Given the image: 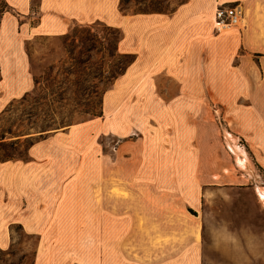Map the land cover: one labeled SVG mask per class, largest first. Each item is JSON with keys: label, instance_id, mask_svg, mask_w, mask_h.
Wrapping results in <instances>:
<instances>
[{"label": "crops", "instance_id": "1", "mask_svg": "<svg viewBox=\"0 0 264 264\" xmlns=\"http://www.w3.org/2000/svg\"><path fill=\"white\" fill-rule=\"evenodd\" d=\"M230 1L0 0V113L34 87V36L99 20L134 54L98 115L0 158V248L17 224L38 237L29 264H199L203 192L238 187L264 207V0H237L242 24L214 30Z\"/></svg>", "mask_w": 264, "mask_h": 264}, {"label": "rangeland", "instance_id": "2", "mask_svg": "<svg viewBox=\"0 0 264 264\" xmlns=\"http://www.w3.org/2000/svg\"><path fill=\"white\" fill-rule=\"evenodd\" d=\"M182 1L122 0L120 8L170 11ZM119 36L118 27L96 20L28 40L34 87L0 113V140L9 143L11 155L26 156L29 143L45 132L100 113L103 92L130 57L116 49ZM104 140V148L112 145ZM194 214L199 264H258L264 257V207L250 190L213 187L203 192ZM11 229L0 264H29L38 237L17 224Z\"/></svg>", "mask_w": 264, "mask_h": 264}, {"label": "built area", "instance_id": "3", "mask_svg": "<svg viewBox=\"0 0 264 264\" xmlns=\"http://www.w3.org/2000/svg\"><path fill=\"white\" fill-rule=\"evenodd\" d=\"M243 8L239 1L217 2L213 11L214 30H224L229 26L241 25Z\"/></svg>", "mask_w": 264, "mask_h": 264}, {"label": "trees", "instance_id": "4", "mask_svg": "<svg viewBox=\"0 0 264 264\" xmlns=\"http://www.w3.org/2000/svg\"><path fill=\"white\" fill-rule=\"evenodd\" d=\"M121 2H122V0H120V5H121ZM153 10H161V9L152 8V9H138V10H133V11L134 12H137V11H153ZM124 54H128L130 56L129 59L127 60V62H126V65H125V67H126L134 59V54H132V53H124ZM8 144L9 143L4 142V140H0V148H2V151L0 150V158L6 159V158H12V157H20V158H26L27 157V153H26V156H14V155H11L10 152H9V150H8L9 149V146H7ZM190 211H193V210L190 209ZM32 262H33V260L30 263H32Z\"/></svg>", "mask_w": 264, "mask_h": 264}, {"label": "bare ground", "instance_id": "5", "mask_svg": "<svg viewBox=\"0 0 264 264\" xmlns=\"http://www.w3.org/2000/svg\"><path fill=\"white\" fill-rule=\"evenodd\" d=\"M263 196H264V194H263Z\"/></svg>", "mask_w": 264, "mask_h": 264}]
</instances>
